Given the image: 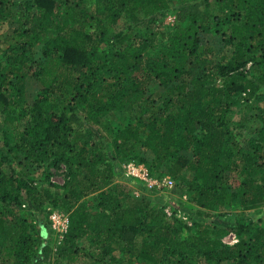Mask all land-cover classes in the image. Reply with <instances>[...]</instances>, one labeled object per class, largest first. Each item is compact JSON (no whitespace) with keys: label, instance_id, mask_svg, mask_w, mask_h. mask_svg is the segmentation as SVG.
Wrapping results in <instances>:
<instances>
[{"label":"trees","instance_id":"16d2710c","mask_svg":"<svg viewBox=\"0 0 264 264\" xmlns=\"http://www.w3.org/2000/svg\"><path fill=\"white\" fill-rule=\"evenodd\" d=\"M131 161L188 201L153 207ZM0 264H264V0H0Z\"/></svg>","mask_w":264,"mask_h":264},{"label":"rangeland","instance_id":"374dc122","mask_svg":"<svg viewBox=\"0 0 264 264\" xmlns=\"http://www.w3.org/2000/svg\"><path fill=\"white\" fill-rule=\"evenodd\" d=\"M180 0H173L174 3H178ZM174 23V16H172V14L168 15L166 18V23L165 24H173ZM15 39V38H14ZM13 38H9V41L12 42V40H14ZM215 43H218L219 40L216 39L214 41ZM36 57L37 58H41L42 57V50L40 47L36 48ZM252 66V63H249L248 66L246 67L247 69H249ZM42 91V85L36 80L35 77L30 76L28 78L27 81V96L29 100H33L35 99ZM241 104V105H240ZM238 107H240L241 111H246L248 110V105H245V103H240ZM250 106V104H249ZM107 151L109 152L110 156L113 157V152H112V147L111 144H108V148ZM22 155H18L17 153H13V154H8V159L5 162V168L8 172H15V173H19L22 172L21 176H24L25 179H31L34 178L35 182L34 184L37 183H41V185L44 186L48 185V183L45 181L46 179V174L42 173L40 171H38L33 165H31V167L27 170H24V162L23 164L21 163L22 160ZM21 163V164H20ZM125 164L124 163L122 165H118V166H122L123 169V175L119 176L120 179H123L125 181L126 177H125ZM21 174V173H19ZM68 175L66 172V168L64 166H61L60 168H51V175H50V180L58 183V184H63L65 183V181L67 180ZM143 183V182H142ZM40 185V186H41ZM140 194H144L147 195L148 199H150V202L152 203L153 207H156L158 205L162 204V201L159 199L161 196H158L160 194H170V196L173 198V200H177L179 202H186V200L188 201L187 195H182L179 194L178 192H176L177 190H175L176 188L174 187V189H167L164 192L160 193L158 191V194H152L149 195L148 191H144V193H142L143 191L140 188H136ZM173 191V192H172ZM132 195L134 196H139L136 195L135 192L132 193ZM140 197V196H139ZM133 198V197H132ZM187 204L189 205V207H193L194 205H192L190 202ZM47 207L51 206L50 204H45ZM53 210H60V209H53L52 207H48L47 212H50L49 215L52 213ZM26 214L27 217L31 218V214L28 213L27 211L24 212ZM253 212L250 211H245L239 207H233V208H224L222 209L220 212H218L216 214V216L214 217V220L216 221V223L222 224L225 226H232V224L236 221H240V220H244V219H250L251 215ZM49 217V216H48ZM33 218V217H32ZM30 222V221H29ZM227 243H234L235 241H237V237L235 236V233H230L227 237H225L224 239Z\"/></svg>","mask_w":264,"mask_h":264},{"label":"built area","instance_id":"2783aa9c","mask_svg":"<svg viewBox=\"0 0 264 264\" xmlns=\"http://www.w3.org/2000/svg\"><path fill=\"white\" fill-rule=\"evenodd\" d=\"M125 176L127 178L139 180L143 182L148 189H153L160 193L167 189H171L174 185V181L170 176L164 178L153 177L145 164L136 163L134 161L128 162L125 165ZM134 192L136 195L140 194L138 190ZM49 220L51 221L52 228L58 234V240L61 241L69 229V214L62 210H53L49 215Z\"/></svg>","mask_w":264,"mask_h":264}]
</instances>
